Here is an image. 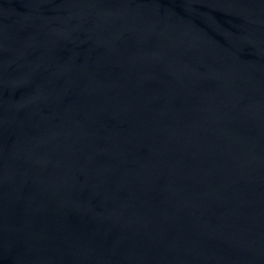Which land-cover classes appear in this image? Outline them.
<instances>
[{
  "label": "water",
  "instance_id": "1",
  "mask_svg": "<svg viewBox=\"0 0 264 264\" xmlns=\"http://www.w3.org/2000/svg\"><path fill=\"white\" fill-rule=\"evenodd\" d=\"M0 264H264V0H0Z\"/></svg>",
  "mask_w": 264,
  "mask_h": 264
}]
</instances>
